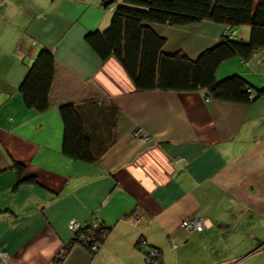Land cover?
Instances as JSON below:
<instances>
[{
	"label": "crops",
	"instance_id": "1",
	"mask_svg": "<svg viewBox=\"0 0 264 264\" xmlns=\"http://www.w3.org/2000/svg\"><path fill=\"white\" fill-rule=\"evenodd\" d=\"M111 13L100 0H0V264H149L135 247L140 237L161 249L163 264H264V97L136 89L114 56L101 60L84 38ZM150 25L166 52L190 57L228 28ZM235 30L248 39V26ZM42 47L54 51L56 68L50 106L38 111L19 84ZM235 73L263 87L264 48L224 60L215 75ZM88 99L119 109L114 141L92 162L62 153L58 108ZM107 106L102 130L115 112ZM186 216L206 226L188 231ZM70 218L111 230L93 253L76 242L65 252Z\"/></svg>",
	"mask_w": 264,
	"mask_h": 264
},
{
	"label": "trees",
	"instance_id": "2",
	"mask_svg": "<svg viewBox=\"0 0 264 264\" xmlns=\"http://www.w3.org/2000/svg\"><path fill=\"white\" fill-rule=\"evenodd\" d=\"M114 1L100 0L103 7H111L109 24L104 29L86 32L84 38L101 60L114 56L136 89H203L209 97L240 103L264 97V86L253 88L240 74H231L221 79L215 75L224 60L236 55L246 60L257 49L264 48V0H123L122 4L113 6ZM202 20L223 23L228 28L214 44L202 49L195 57H190L182 49L166 52V37L150 25H184ZM241 25L249 27L248 39L242 41L237 39V35L229 38V32L234 30L236 33L235 28ZM55 66L54 51L42 47L19 84V91L27 107L44 111L50 106L49 95ZM108 104L115 112L102 130ZM58 108L63 123V154L92 162L114 141V126L119 114L114 103L105 104L97 99H88L67 101ZM98 116L99 120L96 119ZM13 167L21 176L24 165L14 161ZM24 179L35 180V177L27 176ZM93 220L84 221L77 231L70 229L72 237L64 245L65 252L75 242L95 252L108 237L111 227L98 220L94 223ZM141 238L144 237L136 241L135 247L145 248V260L147 247L139 245ZM147 244L151 245L148 241Z\"/></svg>",
	"mask_w": 264,
	"mask_h": 264
},
{
	"label": "built area",
	"instance_id": "3",
	"mask_svg": "<svg viewBox=\"0 0 264 264\" xmlns=\"http://www.w3.org/2000/svg\"><path fill=\"white\" fill-rule=\"evenodd\" d=\"M111 9V7H109ZM236 35L235 31L229 32L228 37L234 38ZM95 223V222H94ZM93 223V224H94ZM181 224L188 231L202 230L204 228L205 219L203 216H186L182 219ZM82 223H79L75 218H70L68 221V227L72 231H77ZM140 246L147 247L145 253V260L150 264H162L161 251L158 247L150 245L148 246L145 238H141L139 242Z\"/></svg>",
	"mask_w": 264,
	"mask_h": 264
},
{
	"label": "rangeland",
	"instance_id": "4",
	"mask_svg": "<svg viewBox=\"0 0 264 264\" xmlns=\"http://www.w3.org/2000/svg\"><path fill=\"white\" fill-rule=\"evenodd\" d=\"M123 3V0H115L114 2H113V6H116L117 4H122ZM110 10V9H109ZM242 26V25H241ZM245 26V25H244ZM238 27H240V26H237V28ZM139 131H140V129H137L135 132H134V134L136 135V134H138L139 133ZM94 222H96L97 220L96 219H94L93 220ZM206 226V224H204V227ZM185 228V227H184ZM186 229V228H185ZM187 230V229H186ZM192 230H194V229H192ZM63 250V249H62ZM62 253V252H61Z\"/></svg>",
	"mask_w": 264,
	"mask_h": 264
}]
</instances>
